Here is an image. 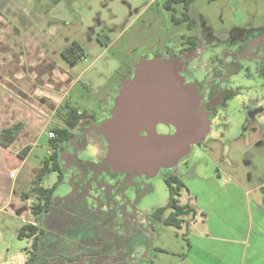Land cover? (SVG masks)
<instances>
[{
	"label": "rangeland",
	"instance_id": "374dc122",
	"mask_svg": "<svg viewBox=\"0 0 264 264\" xmlns=\"http://www.w3.org/2000/svg\"><path fill=\"white\" fill-rule=\"evenodd\" d=\"M164 2L165 0H0V131L23 122L24 131L12 150L18 153L27 146L33 148L27 166L18 175L16 190L19 193L30 189L42 161L51 153L47 133L55 126H63L61 118L55 116L57 106L69 98L72 99L71 104L77 107L83 106V103L96 105L117 90L120 80L128 75L132 65L151 56L150 53L158 51L162 46L169 45L172 38L176 41L177 36L186 31V27L176 26L172 22L173 12L165 9ZM20 7L29 20L27 17L21 19ZM176 8L175 15H180L182 7L176 5ZM191 14L200 21L204 20L224 36L245 26L252 18L263 19L264 0H195L191 6ZM41 17L59 20L67 27L64 28L63 25L57 32L49 30V37L56 40L49 46L41 45L42 42L46 44V40L41 41L37 37L42 34L33 33L36 32L34 25L39 26L38 19ZM16 27L22 32V36L13 29ZM72 41L79 42L85 54L71 65L61 57L60 52L69 47ZM35 50H43L45 56L53 59L59 72L69 74L73 79V86L70 87L68 81L59 84L57 77L55 84L46 82L44 78L48 74L43 73L41 77L35 70L36 67L32 69L37 77L33 83L35 76L28 74L23 66L38 62ZM35 86L37 89L33 90ZM218 135H221L220 131ZM177 171L184 177L188 190L183 191V203L203 207L206 213L211 214L215 213L214 209H218L216 220L232 219L233 217L225 215L228 199H225L222 192L235 188L237 182L241 187L251 189L264 180V146H195L188 158L180 163ZM164 177L161 174L153 180L154 192L138 207V214L166 205L169 191ZM55 183L53 174L45 177L42 182L44 187L49 188ZM66 187V183L58 185L55 195H64ZM33 200L31 197L30 205ZM235 212L239 213L237 219L241 220L240 210ZM164 228L165 242L158 239L156 243L167 249V252L174 251V255L165 256L157 252L149 258L161 264H167V260H173L177 264L179 259L175 252H179L182 247L187 248V243L184 242L187 231L184 228ZM1 236L2 244H8L10 258L14 254H25L26 249L31 248L30 241L19 240L17 230L11 226ZM155 254L160 256L159 260ZM140 255L136 257L137 260L142 258Z\"/></svg>",
	"mask_w": 264,
	"mask_h": 264
},
{
	"label": "flooded vegetation",
	"instance_id": "af4514ba",
	"mask_svg": "<svg viewBox=\"0 0 264 264\" xmlns=\"http://www.w3.org/2000/svg\"><path fill=\"white\" fill-rule=\"evenodd\" d=\"M176 5L182 7L180 15H175ZM191 6L188 10L182 3L172 9L164 6L173 12L172 22L186 27V31L176 41L172 38L169 45L132 65L117 90L99 103L78 107L80 121L68 129L65 138L55 137L57 148L53 155H57L54 162L58 167L51 174L56 183L50 202L43 205L38 232L40 252L51 264H148L149 256L160 250L155 243L163 237L167 226L155 220L156 209L138 214V207L153 194V180L161 174L168 191L169 182L175 190L179 181L185 185L177 169L189 155L175 166L161 167L155 175L116 171L106 161L105 123L112 119L115 98L125 83L134 79L141 62L169 63L172 77H167L168 83L172 84L174 79L176 85L196 93L194 116L208 119L209 130L192 150L213 144L264 146V18H252L245 26L221 36L204 20L192 16ZM19 13L21 19L29 20L21 7ZM45 18L38 19L39 26L34 25L33 33L42 34L37 35L41 41L46 40L41 45L49 46L56 41L49 37V30L57 32L63 25L67 27L59 20ZM15 30L23 35L18 27ZM36 71L43 77L40 65ZM71 101L69 98L63 104L71 106ZM157 129L171 135L177 132L172 118L167 124L159 123ZM233 130L236 132L231 133ZM62 183L67 184L66 193L57 196L55 191ZM183 191L175 196L181 205L188 204L182 201ZM169 213L166 211L163 216ZM139 255L142 258L137 260Z\"/></svg>",
	"mask_w": 264,
	"mask_h": 264
},
{
	"label": "crops",
	"instance_id": "0c3cea01",
	"mask_svg": "<svg viewBox=\"0 0 264 264\" xmlns=\"http://www.w3.org/2000/svg\"><path fill=\"white\" fill-rule=\"evenodd\" d=\"M16 33L19 35L17 30ZM35 55L38 61L36 64L23 66L24 70H28V74L35 76L32 69L40 65L44 74H48L44 78L46 82L55 84L57 77L56 81L59 84L68 81V85L73 86L72 77L59 72L53 60L45 56L43 50H35ZM36 78L35 76L33 83ZM39 83L42 84V81ZM35 89L37 86L33 87V90ZM13 146L14 144L11 148H4L0 145V264H24L29 252V249H26L25 254H14L10 258L7 242L4 245L1 242V233L6 234L9 226L18 230L17 228L23 224L34 222L30 211V199L23 200L21 194L24 191L19 193L16 190L18 175L27 166L33 148L25 158H21L12 150ZM241 186L237 182L235 188L222 192L225 199H228L225 215L233 217L232 219L216 220L218 209H214L215 213L211 214L206 213L203 207L188 203L194 208L195 213L185 218L183 228L187 231V237L184 239L187 248L182 247L179 252H175L179 259L177 264H264V180L251 189ZM230 210L232 212H229ZM234 210H240L241 220L237 219L239 213ZM162 241L165 242L164 237L161 238ZM158 247L161 254L174 255V251L168 249L172 252H167V249ZM155 257L159 260L160 256L156 254ZM167 262L175 264L173 260ZM148 264L161 263L151 260Z\"/></svg>",
	"mask_w": 264,
	"mask_h": 264
},
{
	"label": "water",
	"instance_id": "95a60500",
	"mask_svg": "<svg viewBox=\"0 0 264 264\" xmlns=\"http://www.w3.org/2000/svg\"><path fill=\"white\" fill-rule=\"evenodd\" d=\"M168 76L169 63L141 62L115 98L112 119L104 126L106 161L114 170L155 175L161 167L177 165L208 133V119L194 116L196 93L174 79L168 83ZM171 118L177 132L159 133L157 125Z\"/></svg>",
	"mask_w": 264,
	"mask_h": 264
},
{
	"label": "trees",
	"instance_id": "16d2710c",
	"mask_svg": "<svg viewBox=\"0 0 264 264\" xmlns=\"http://www.w3.org/2000/svg\"><path fill=\"white\" fill-rule=\"evenodd\" d=\"M195 0H165L164 6L167 9H172V7L177 3H182L186 10L189 9L191 4ZM214 1V0H209ZM85 54L83 46L73 41L69 47L64 49L61 52L62 57L69 62L71 65L75 64L78 60H80ZM79 108L74 105L63 104L56 111L55 116L60 117L63 123V126H55L51 128L49 131H53L60 138H65L68 134V129L73 128L81 119V116L78 115ZM24 123L17 122L13 125H10L6 128H3L0 131V145L4 148H11V146L16 142L19 135L24 131ZM48 146L50 147L51 153L48 154L45 159L41 163V167L37 170V173L32 180L31 187L28 191L22 192V199H30L34 198L33 202L30 205V211L33 216L34 222H29L23 224L17 230V237L19 240L27 239L30 241L31 248L27 254L26 260L24 264H51L49 258L42 255L40 252V236L38 234L40 230V222H41V214L43 212V205H47L54 193V187H44L42 182L45 177L50 175L57 167L56 160L57 155H53V152L57 148V140L55 138H48ZM32 149V146H27L20 152L18 155L21 158H25L29 151ZM169 198L167 205L160 207L154 211L155 220H158L163 223V225L167 227H172L175 229H182L185 222V217L195 213L194 208L190 204L181 205L180 201L176 199V195H180L178 193L183 191L186 186L182 182L177 183V190H175L170 182H169ZM166 211H170V213L166 216H163ZM44 231L41 230V234Z\"/></svg>",
	"mask_w": 264,
	"mask_h": 264
},
{
	"label": "built area",
	"instance_id": "2783aa9c",
	"mask_svg": "<svg viewBox=\"0 0 264 264\" xmlns=\"http://www.w3.org/2000/svg\"><path fill=\"white\" fill-rule=\"evenodd\" d=\"M47 136H48V138L53 139V138L56 137V133L53 132V131H49V132L47 133Z\"/></svg>",
	"mask_w": 264,
	"mask_h": 264
}]
</instances>
